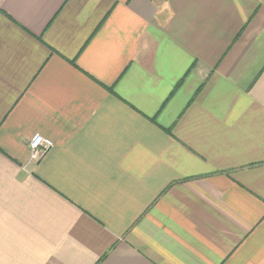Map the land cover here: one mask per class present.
I'll return each mask as SVG.
<instances>
[{"label": "crops", "instance_id": "0c3cea01", "mask_svg": "<svg viewBox=\"0 0 264 264\" xmlns=\"http://www.w3.org/2000/svg\"><path fill=\"white\" fill-rule=\"evenodd\" d=\"M0 264H264V0H0Z\"/></svg>", "mask_w": 264, "mask_h": 264}, {"label": "built area", "instance_id": "2783aa9c", "mask_svg": "<svg viewBox=\"0 0 264 264\" xmlns=\"http://www.w3.org/2000/svg\"><path fill=\"white\" fill-rule=\"evenodd\" d=\"M27 147L29 149V161L37 163L53 147V143L40 135H35L27 142Z\"/></svg>", "mask_w": 264, "mask_h": 264}]
</instances>
